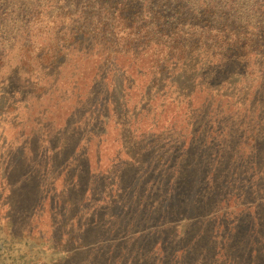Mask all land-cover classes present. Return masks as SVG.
<instances>
[{
	"label": "trees",
	"instance_id": "obj_1",
	"mask_svg": "<svg viewBox=\"0 0 264 264\" xmlns=\"http://www.w3.org/2000/svg\"><path fill=\"white\" fill-rule=\"evenodd\" d=\"M10 25L36 35L0 109L36 126L0 155V264H264V125L194 135L162 107L209 91L207 66L254 75L264 0H0ZM62 39L78 56L41 69Z\"/></svg>",
	"mask_w": 264,
	"mask_h": 264
},
{
	"label": "rangeland",
	"instance_id": "obj_2",
	"mask_svg": "<svg viewBox=\"0 0 264 264\" xmlns=\"http://www.w3.org/2000/svg\"><path fill=\"white\" fill-rule=\"evenodd\" d=\"M2 30H5V27ZM6 31V34L0 35V48L3 53V57L0 56V101H2L1 94L6 95L11 90L21 87L20 81L25 77V71L22 70V67L24 68L23 64H20L21 60L19 52L22 51L25 53L27 50H22V44L29 42L31 38L34 39L36 35L34 31L29 32V34L25 36L21 33H17V28L14 25H10L6 28ZM46 37L47 36L43 37L42 41H44V38L46 39ZM60 44L62 47H60V45L56 42L52 43L45 51H41L38 54L35 53V55L32 54V59L42 60L40 61V68L52 70L51 73H55V71L60 68V64L63 63L64 60L69 61L66 58H69L70 61H72L79 54V52H77L79 50L71 49L70 46H73V43H70V45L67 41L62 39ZM60 49L62 54L59 52ZM65 51L67 54H63ZM83 53L84 52H82V54ZM28 54L29 52H27V55ZM58 54H61L62 56L59 57ZM50 58L51 60H49ZM36 66L39 67L38 64H36ZM255 67L257 68L254 69V75L252 77H244L245 71L241 74L237 83L233 80V77L240 74H230L223 77L220 73L218 75L213 74L215 68L207 66L204 73L205 77L198 80L197 83H203L205 86L207 78H210L211 83L209 91L205 92L203 89H200L194 91L188 98L175 96L177 99L182 101L178 102L177 100L171 98L173 100L169 105L170 108H167L166 106L162 107L167 111L177 112L174 118L177 120V117H182L184 123H187L191 127L194 135L195 132L197 133L198 131L202 133L213 132L216 128L222 127L219 124H223L228 128L232 127L231 132H237L239 130L238 128H242L243 130L244 127H254V129L257 130L264 125V64H257ZM241 69H243V66H241ZM256 74H259L260 76L255 77ZM245 78L247 82H251L246 87L245 85L247 83H244ZM102 97H104V95H102ZM207 98H213V100L208 101L206 100ZM16 100H18V103H16ZM188 100L191 102H187ZM96 101L97 97L89 91L87 101L84 104H80L79 107L83 109ZM12 102H15L18 105L17 115L20 116L19 110L24 109L25 100L18 90L12 92L9 95V102L5 103L10 104ZM206 102L211 103L207 104ZM0 105L1 107L5 106V104H1V102ZM146 105V110H148V106L157 105V102L156 100L147 98ZM155 110H159V107ZM49 113L50 112H45L44 116ZM4 114L6 113L2 112L0 109L1 156H6L9 153L11 150L9 149V146L15 144L18 137L31 132V130L36 126V120L32 116L30 110H28L26 117L22 119L20 124L14 126L11 125V122L13 121L9 118L4 119ZM7 129L10 130V136L8 139H6L1 133V131H6ZM175 130H177V134H179V126L176 125ZM171 131L173 132L174 129ZM193 139L199 140L197 136L192 137V142ZM196 147L197 145L193 148L191 147L190 153L193 154ZM14 167H17V164Z\"/></svg>",
	"mask_w": 264,
	"mask_h": 264
}]
</instances>
